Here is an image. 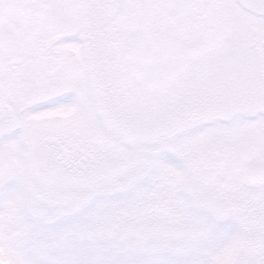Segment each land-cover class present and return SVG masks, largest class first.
I'll list each match as a JSON object with an SVG mask.
<instances>
[{"label": "snow or ice", "instance_id": "snow-or-ice-1", "mask_svg": "<svg viewBox=\"0 0 264 264\" xmlns=\"http://www.w3.org/2000/svg\"><path fill=\"white\" fill-rule=\"evenodd\" d=\"M0 264H264V0H0Z\"/></svg>", "mask_w": 264, "mask_h": 264}]
</instances>
